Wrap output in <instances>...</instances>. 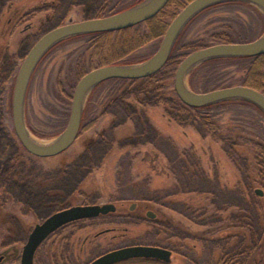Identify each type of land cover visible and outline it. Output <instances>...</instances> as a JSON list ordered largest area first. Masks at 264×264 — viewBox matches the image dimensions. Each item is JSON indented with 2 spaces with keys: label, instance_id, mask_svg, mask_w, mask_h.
Returning <instances> with one entry per match:
<instances>
[{
  "label": "rangeland",
  "instance_id": "obj_1",
  "mask_svg": "<svg viewBox=\"0 0 264 264\" xmlns=\"http://www.w3.org/2000/svg\"><path fill=\"white\" fill-rule=\"evenodd\" d=\"M147 1L0 0V256H7L0 264H20L30 231L51 213L105 202L120 208L135 202L136 207L123 216L110 213L64 225L38 248L36 264H90L130 244L172 247V264H264V110L254 102L229 98L208 108L205 119L181 118L174 109L175 70L171 76L163 72L153 90L139 79L94 85L83 105L86 128L59 154H33L15 133V80L38 38L71 19L105 16ZM188 2L173 0L165 8L166 24ZM255 7L264 14L247 0H225L200 10L177 37L176 60L194 51L189 44L217 43L213 34L219 31L241 42L264 36ZM162 39L138 48L126 65L144 64ZM98 60L95 40L85 34L65 37L45 52L24 99L31 136L46 145L59 139L81 71ZM248 62L207 67L196 76L205 87L200 92L241 85L246 74L241 66ZM198 65L187 74L190 89ZM146 209L156 216L146 215ZM107 228L113 231L103 232Z\"/></svg>",
  "mask_w": 264,
  "mask_h": 264
},
{
  "label": "water",
  "instance_id": "obj_2",
  "mask_svg": "<svg viewBox=\"0 0 264 264\" xmlns=\"http://www.w3.org/2000/svg\"><path fill=\"white\" fill-rule=\"evenodd\" d=\"M225 0H191L169 23L161 44L154 55L141 65L111 64L95 67L85 73L77 82L71 104L69 121L59 139L52 144L39 145L32 141L24 118V99L29 77L45 52L57 41L75 34L116 30L133 27L157 15L169 0H148L146 4L100 17L79 21L72 19L46 31L38 38L23 60L14 85L12 98L13 124L17 137L23 146L33 154L52 156L67 150L78 138L83 118L85 96L94 85L113 78L139 79L153 75L167 62L177 37L185 24L203 8ZM264 9V0H247ZM264 53V36L246 42L216 43L199 48L187 54L178 65L174 88L179 98L192 106L222 101L229 98L250 100L264 110V92L244 84L197 92L188 87L186 77L199 63L219 56L255 55ZM263 194V190L256 189ZM136 203H132L134 207ZM117 210L115 202L74 204L61 208L30 231L20 255V264H35V255L41 244L55 231L71 222L113 213ZM149 216L154 217L152 210ZM173 251L167 247L152 244H130L110 249L94 258L91 264H114L132 258H154L165 262L172 261ZM1 258V257H0Z\"/></svg>",
  "mask_w": 264,
  "mask_h": 264
},
{
  "label": "trees",
  "instance_id": "obj_3",
  "mask_svg": "<svg viewBox=\"0 0 264 264\" xmlns=\"http://www.w3.org/2000/svg\"><path fill=\"white\" fill-rule=\"evenodd\" d=\"M172 1L173 0H169V2L164 7V9L161 10L157 15L133 27L116 29V30L94 31V32H87V33H81V34L74 35V36H80L83 34L90 35L92 39L95 40V52L99 54L98 64L92 65L90 69H83L81 71L82 74L80 75V78L85 73H87L89 70L95 67H98V66L111 65V64H131L132 61H130L128 57L130 54H132L138 48L150 42L151 40L159 36H162V35L164 36L166 29L172 20L168 24H166L163 16L166 10L165 8L168 7L170 3H172ZM231 1L240 2V0H231ZM179 7H181V5ZM182 7L184 8V6ZM255 9H256L255 10L256 13L261 18V23L264 24V14L261 13L257 9V7H255ZM177 13H178L177 11L174 12L173 18L177 15ZM143 24H144V28L142 27ZM213 37L218 41L217 43L241 42V41H235L232 38V34L228 31L216 32L213 34ZM189 47L192 50L199 48V46H196L194 43L189 44ZM174 48L175 47L173 46L166 64L159 71H157L156 73L148 77L139 78V80H145L149 82L150 84L149 89L151 90L156 89L159 86L158 82L159 81L162 82L164 76L166 75L171 76L174 74L175 70L177 69L178 65L181 62V61L179 62L178 60H176L177 56H175L173 53ZM225 61H230V62L231 61H241V62L249 61L247 65H245L246 63H244L243 66H241L246 71L242 84L254 87L264 92V53L255 54V55L219 56V57H213V58H210V59H207L201 62L193 70L191 74L192 76H190V79H189V84L192 90L200 92L205 88L202 85L203 83H200L198 80H196V76L200 72L205 70L207 67H209V69L214 68L216 67L217 64H221ZM163 72L166 74L164 76H161ZM113 79H118V80H123V81L138 80V79H128V78H113ZM108 80H112V79H108ZM155 81H156V84H155ZM102 82H100L99 84H102ZM160 84L162 85V83ZM175 101H176V105H175L176 108L174 109L177 110V113L179 114V116H181V118L189 119V118H192V116H195L196 119L197 118L205 119L206 116L208 115L206 111L208 110V108H210L211 106L217 103L224 102L225 100L206 104L203 106H192V105H189L183 102L177 95V97H175ZM256 106L259 107L258 105ZM85 128H86V125H84L82 122L80 133ZM261 147H262L261 149L262 152H264V145H262ZM0 206H2L1 201H0ZM1 212L2 211H0V216L4 215V213H1ZM0 224H1V221H0ZM115 264H172V263L165 262L159 259H154V258H132V259L120 261ZM226 264H231V263H226Z\"/></svg>",
  "mask_w": 264,
  "mask_h": 264
},
{
  "label": "flooded vegetation",
  "instance_id": "obj_4",
  "mask_svg": "<svg viewBox=\"0 0 264 264\" xmlns=\"http://www.w3.org/2000/svg\"><path fill=\"white\" fill-rule=\"evenodd\" d=\"M124 204H126V203H123V205ZM120 205H117V210L115 211V212H113V214L114 213H116L117 215H127V213H128V210H129V212L130 211H133V209H135V207H136V205L134 206V207H132V204H130L129 206H128V208H127V206H125L124 208L123 207H119ZM128 209V210H127ZM148 211L149 210H147L146 209V211H145V213H146V215H148L149 216V214H148ZM110 214V213H109ZM112 214V213H111ZM155 216H156V214H155ZM154 216V217H155ZM111 232V231H113V229L112 228H107V229H105V230H103V232ZM103 232H100V233H98V234H101V233H103ZM54 233H56V231L54 232ZM53 233V234H54ZM53 234H51V235H53ZM50 235V236H51ZM160 246H163V245H160ZM164 247H166V246H164ZM167 248H169V247H167ZM169 249H171V248H169ZM172 251H173V249H171ZM4 256V257H3ZM1 258H0V260L2 259V258H5V257H7L6 255H5V253H3L1 256H0ZM92 262V261H91ZM118 263V262H117ZM35 264H36V255H35ZM91 264V263H90ZM115 264V263H114Z\"/></svg>",
  "mask_w": 264,
  "mask_h": 264
},
{
  "label": "bare ground",
  "instance_id": "obj_5",
  "mask_svg": "<svg viewBox=\"0 0 264 264\" xmlns=\"http://www.w3.org/2000/svg\"><path fill=\"white\" fill-rule=\"evenodd\" d=\"M232 86H234V85H232ZM225 87H228V86H225ZM29 135H30V133H29ZM30 137H31L32 141L36 144H39V145H46L47 144V142L42 140V139H39V138L31 136V135H30Z\"/></svg>",
  "mask_w": 264,
  "mask_h": 264
}]
</instances>
